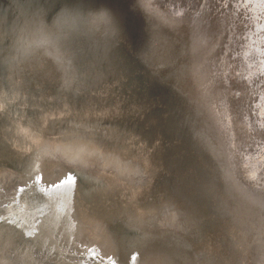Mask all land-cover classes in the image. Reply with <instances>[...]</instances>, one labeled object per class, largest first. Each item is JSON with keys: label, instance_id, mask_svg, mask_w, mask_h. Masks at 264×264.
I'll return each mask as SVG.
<instances>
[{"label": "rangeland", "instance_id": "rangeland-1", "mask_svg": "<svg viewBox=\"0 0 264 264\" xmlns=\"http://www.w3.org/2000/svg\"><path fill=\"white\" fill-rule=\"evenodd\" d=\"M167 56L188 109L210 122L225 176L250 200L235 234L250 228L252 241L214 250L216 264H264V0H0V199L50 141L58 158L84 143L90 170L96 134L136 108L129 68L159 72Z\"/></svg>", "mask_w": 264, "mask_h": 264}, {"label": "bare ground", "instance_id": "bare-ground-1", "mask_svg": "<svg viewBox=\"0 0 264 264\" xmlns=\"http://www.w3.org/2000/svg\"><path fill=\"white\" fill-rule=\"evenodd\" d=\"M136 66V63L132 66L136 70L133 76L136 108L128 120L132 124L124 131L105 128L111 135L108 143L96 142L97 150L91 164L93 170L91 168V174L85 176L84 183L78 186H72L71 169L64 168L57 153L53 152L58 149L56 142L46 143L54 147L48 146L50 151L47 149L49 153L43 155L44 160L36 163L29 170L26 181L21 183L25 188L13 202L15 206L18 203L17 208L13 205L7 217L0 220V261L6 258L11 264H164L157 260L161 256L166 258L165 264H173L171 258L177 256L175 264H193L187 244L186 249L174 251L168 237L179 235V232L184 234L182 229L191 225L195 226L197 236L194 234L191 241L194 239L196 242L204 233L212 218L209 192L214 187V175L217 174L215 155L212 148L202 141L207 134L204 127L193 124L188 130L182 123L181 112L165 100L171 94L151 74H146L138 66L136 69ZM132 67L129 68L131 72ZM156 105L158 108L154 107ZM105 129L102 128L99 133L102 135ZM98 137L99 134L97 140ZM179 138L188 141L185 149L189 163L182 170L184 173L188 171L184 184L190 189L195 187L192 189L198 195L190 200L184 191L180 195L177 192L176 199L183 203H174L175 206L166 213L163 208H166L167 202L162 199H168L171 181L157 174L159 181L154 185L153 175L156 173L153 170L159 171L161 164L162 171L169 169L171 172L179 160L180 151L184 149V146L180 147L182 142L180 146L174 144ZM31 139V146H41L39 137ZM65 145L70 146L68 143ZM80 145L85 144L79 143L74 152L71 148H68L71 151L67 148L65 151L73 152L67 158L78 159L86 167L91 154L88 153V157L87 150ZM26 155L29 158V153ZM231 189V197L234 195L246 205L250 203L245 194H234L236 189ZM186 201L189 204H185ZM174 208H181L182 211H175ZM81 214L87 225L81 222ZM148 216L154 222H149ZM133 219L139 222V226ZM19 223H22L21 228ZM127 236L146 237L142 240L145 250L139 255L136 248L132 256L119 254L120 244L127 243L121 240ZM245 241L251 242L252 238L248 237ZM33 252L40 254L42 258L38 259L41 260L34 257ZM95 255L100 259L94 260Z\"/></svg>", "mask_w": 264, "mask_h": 264}, {"label": "water", "instance_id": "water-1", "mask_svg": "<svg viewBox=\"0 0 264 264\" xmlns=\"http://www.w3.org/2000/svg\"><path fill=\"white\" fill-rule=\"evenodd\" d=\"M172 57L167 56V57L161 58V60H159L158 64H160V66L156 67V69L160 70L159 72L156 71L152 66H150L148 64H145V66H143L141 69H143V72H145L146 74H151V77H154L156 79V81H159L160 84L164 86V89L166 88L165 89L166 92H169V95L171 94L170 97L166 98L165 100L168 101L170 106L175 107L179 112H181L182 117H183L182 123L184 124V126L186 128H188V130L190 129V127L193 126V124L199 125V127H204L203 129H205L207 134L204 137V140H202V141L205 143V145L212 148V150L214 152V155H215L214 164L216 165L215 168H216L217 174L214 175V181H213L214 187L209 192V195H210L209 201L212 202V209L210 208V210H211L210 215H212V218L210 219L209 224H207L206 229L203 228L204 233L200 234L201 236L196 239V242L194 239L191 241V239L194 237V234L196 232L195 226L191 225L187 228H183L184 230L182 229L184 234H180V232H179V235L173 234V235H170L172 237L169 236L168 238L171 239L172 248H175L174 251H177L179 249H186L185 246L187 244V246H188L187 249H189V255H190V257H192L194 259L193 264H212L214 261H217L216 259H219L218 257H216V255H214V252H213L214 250L219 251V249L221 247L226 249L227 246L232 247L234 244L238 245L239 243L245 241V239L248 237L251 238L252 234L250 231H248V235L244 234V233H240V232L235 234V228L242 225V223H243V221H242L243 219L241 216V207H245L248 209V205L244 204V202L238 201V199H236L234 197V195L231 197V194H232L231 187L236 189V193L234 192V194H238L240 192L242 194L243 192H242L241 188L238 186L237 182L232 183L228 179L227 175L225 176V173L223 172V170L220 166V164H221L220 159L217 156L218 155L217 149H219V148H218V146H216V144L214 142L213 131H212L210 122H208V120L206 119L203 112L200 111V108H199L200 105L192 106V104L190 103L191 106L188 109V107L185 103L186 99H184V97L181 95L182 92H180V88L176 87V81H175L176 78L174 77L173 72H172V63H171ZM166 58H168V59H166ZM136 69H137V66H136ZM132 70H133V67H132ZM138 72H139V68H138ZM145 73H143V74H145ZM147 77H148V75H146V78ZM165 83H167L168 85H164ZM129 116H131V115H126V116L122 117L121 119H119V118L114 119V121L112 123H110L111 125L106 126V127H112L115 131H117V130L124 131L126 129V126L129 127V125L132 124V123L128 122V120L130 118ZM108 130H110V129H108ZM99 132H98L99 137H98L97 141L101 142L102 144H107L108 143L107 139L111 136L108 133L109 131H107V129H105V132L102 135L100 134L102 131L100 133ZM111 133H114V132H111ZM98 134L96 136H98ZM181 142L183 144L180 146ZM174 144H177V146H180V147L184 146V149H182L180 151L179 156H178L179 160L177 161L175 166L172 167L171 172H169V169L162 171L163 168H162L161 164H159V167H160L159 171L160 172L159 171L155 172V170H153V173H156L153 175V176H155L154 185L157 181H159V178H157V176L160 174L165 179L167 178L169 181H171V182H169L170 184L168 185L170 188V191L168 193L169 197L166 200L162 199L163 202H167V204H165L166 208L162 207L163 209H165L166 213H167V211H169L170 208H173V205L175 206L174 203H179V204L183 203L179 199H176L177 192L180 195V194H183V191H184L185 193H187V197L190 200H194L196 195H198V194H196L197 192L195 191V189H192L195 187H191V189H190L188 187V185L184 184L185 180L181 181L182 169H183V164H182L183 162L181 161V159L187 152V149H185V147L187 146L188 141H186V140L181 141V139L179 138V139H177L176 143H174ZM111 145H113V142H111ZM51 146L54 147L53 145H51ZM57 147H58V145H57ZM96 150L97 149L95 147V151ZM60 156L62 157V158L60 157V159L63 162L62 165L64 166V168L71 169L72 176H73L72 177L73 178L72 179V186L73 185L78 186L80 184H83L85 176L90 175L91 171L93 169L92 170L90 169L91 171L88 169H85L86 167L78 159L65 158V155H63L62 153ZM188 158L189 157L186 156V159H187L186 163H188ZM132 165H133V163H132ZM28 166H29V169H31V168L33 169L35 167V162L29 163ZM206 167L207 166H205V168ZM210 170H212V169H210ZM21 186L22 185H20L18 190H16L14 195L12 194L8 198L0 199V220L6 218L7 215L9 214L10 210H11V207L13 208L15 206L13 202L15 201L17 195H20L22 190L25 188V187H21ZM70 188H72V187H70ZM156 189H157V186H156ZM69 190H71V189H69ZM190 194H192V195L190 196ZM21 198L22 197L20 196L19 200ZM236 200H237V203L235 202ZM231 202L233 204H231ZM8 203H10V204L8 205ZM185 204H189V201H186ZM17 206H18V203L16 204L15 207L17 208ZM175 211L180 212L182 210L180 208V209H175ZM142 214L148 215V213H146V212H142ZM148 217H149V222H151V223L154 222V221H150V220H152V218L150 216H148ZM83 218H84L83 214H81V216H80L81 222L83 223V225H87V222L83 221ZM133 222L135 224H138V226H139V222H137V220L133 219ZM21 226H22V223H19L20 228H21ZM78 226H81V224H78ZM179 230L181 231V229H179ZM232 233H233V235H232ZM14 235H12V236H14ZM98 235H101V234L99 233ZM202 236L205 237V239L202 240L201 239ZM23 237H24V235L21 236V238H23ZM195 237H197L196 234H195ZM145 238L146 237H142V236H136L134 238L127 236L126 239L123 238L121 240V242H127V243L126 244H120V248L118 250V253L122 254L123 256H127V255L132 256V254H133L132 251L136 248L137 249L136 253H138V255L141 254L145 250V244L142 241ZM137 247H139V248H137ZM86 251H88V250H86ZM110 251H113V249H111ZM173 254H175V253L173 252ZM171 255H172V253H171ZM33 256L36 257L37 259L41 257L40 254L34 253V252H33ZM97 256L95 255L96 258L94 260L100 259V257L99 256L97 257ZM185 256H186V253L184 255V258H185ZM83 258H85V257H83ZM107 258L110 259V256H107ZM38 260H41V259H38ZM157 260L161 263H164V264L166 263L165 262L166 258H162L161 256H159V258ZM171 261L173 264H175V262H177V256L176 257L173 256L171 258ZM0 264H11V262L9 259L4 258L3 261H0ZM142 264H144V263H142Z\"/></svg>", "mask_w": 264, "mask_h": 264}, {"label": "clouds", "instance_id": "clouds-1", "mask_svg": "<svg viewBox=\"0 0 264 264\" xmlns=\"http://www.w3.org/2000/svg\"><path fill=\"white\" fill-rule=\"evenodd\" d=\"M53 10H55V4L53 5ZM60 26L61 24L59 20L52 21L51 27L54 31ZM63 27L67 40H72V36H73L72 23L69 21L66 24H64Z\"/></svg>", "mask_w": 264, "mask_h": 264}, {"label": "snow or ice", "instance_id": "snow-or-ice-1", "mask_svg": "<svg viewBox=\"0 0 264 264\" xmlns=\"http://www.w3.org/2000/svg\"><path fill=\"white\" fill-rule=\"evenodd\" d=\"M60 63L64 64L65 66V71H70V61H64V60H60Z\"/></svg>", "mask_w": 264, "mask_h": 264}]
</instances>
